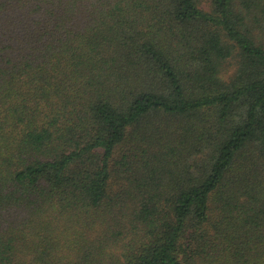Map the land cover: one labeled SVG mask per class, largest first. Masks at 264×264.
<instances>
[{"label": "trees", "instance_id": "1", "mask_svg": "<svg viewBox=\"0 0 264 264\" xmlns=\"http://www.w3.org/2000/svg\"><path fill=\"white\" fill-rule=\"evenodd\" d=\"M0 264H264V0H0Z\"/></svg>", "mask_w": 264, "mask_h": 264}]
</instances>
